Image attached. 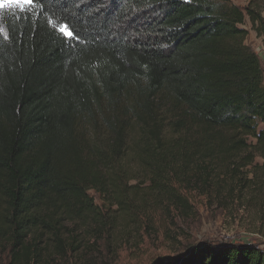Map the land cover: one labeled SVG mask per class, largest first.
<instances>
[{
    "label": "trees",
    "instance_id": "1",
    "mask_svg": "<svg viewBox=\"0 0 264 264\" xmlns=\"http://www.w3.org/2000/svg\"><path fill=\"white\" fill-rule=\"evenodd\" d=\"M246 18L264 44V0H37L0 15V238L11 264L41 262L43 235L65 261L77 228L103 240L119 220L191 207L181 187L215 198L210 176L264 166V76ZM180 264H264V252L202 245Z\"/></svg>",
    "mask_w": 264,
    "mask_h": 264
},
{
    "label": "rangeland",
    "instance_id": "2",
    "mask_svg": "<svg viewBox=\"0 0 264 264\" xmlns=\"http://www.w3.org/2000/svg\"><path fill=\"white\" fill-rule=\"evenodd\" d=\"M231 2L244 8L248 0ZM241 28L248 31L245 44L257 54L258 47L264 45L262 39L259 38L258 45L247 18ZM230 177L222 173L209 177L211 194L223 195L207 198L206 194L192 190L194 185H186L181 191L191 207H155L140 213L135 221L119 220L116 230L103 240L93 238L87 229L77 228L74 236L78 251L65 261L58 260L51 238L43 235L38 242V264H169L185 259L202 245L250 244L264 252L262 161L256 158L253 166L243 169L235 178ZM89 194L97 205L101 204L94 192ZM11 251L8 239L0 238V264H11Z\"/></svg>",
    "mask_w": 264,
    "mask_h": 264
},
{
    "label": "snow or ice",
    "instance_id": "3",
    "mask_svg": "<svg viewBox=\"0 0 264 264\" xmlns=\"http://www.w3.org/2000/svg\"><path fill=\"white\" fill-rule=\"evenodd\" d=\"M37 4V0H0V15L6 12L15 13L16 11L25 12L31 11ZM53 27H56L53 25ZM57 31L61 33L65 39H74L75 34L67 25H60ZM3 28H0V34H3ZM5 38H7L5 36Z\"/></svg>",
    "mask_w": 264,
    "mask_h": 264
},
{
    "label": "built area",
    "instance_id": "4",
    "mask_svg": "<svg viewBox=\"0 0 264 264\" xmlns=\"http://www.w3.org/2000/svg\"><path fill=\"white\" fill-rule=\"evenodd\" d=\"M256 50H257V48H256ZM257 55L259 56V58L261 60V67H262L263 76H264V45L258 47Z\"/></svg>",
    "mask_w": 264,
    "mask_h": 264
},
{
    "label": "water",
    "instance_id": "5",
    "mask_svg": "<svg viewBox=\"0 0 264 264\" xmlns=\"http://www.w3.org/2000/svg\"><path fill=\"white\" fill-rule=\"evenodd\" d=\"M183 261V259H179L177 262L169 263V264H180Z\"/></svg>",
    "mask_w": 264,
    "mask_h": 264
},
{
    "label": "crops",
    "instance_id": "6",
    "mask_svg": "<svg viewBox=\"0 0 264 264\" xmlns=\"http://www.w3.org/2000/svg\"><path fill=\"white\" fill-rule=\"evenodd\" d=\"M246 42H247V39H246ZM257 42H258V45H259L261 43V39L257 38Z\"/></svg>",
    "mask_w": 264,
    "mask_h": 264
}]
</instances>
